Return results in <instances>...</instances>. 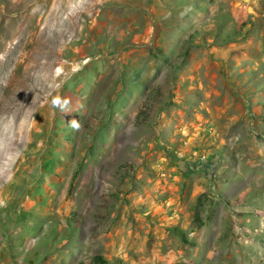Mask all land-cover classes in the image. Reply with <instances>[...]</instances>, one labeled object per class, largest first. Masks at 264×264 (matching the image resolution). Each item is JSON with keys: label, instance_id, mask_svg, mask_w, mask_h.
<instances>
[{"label": "rangeland", "instance_id": "1", "mask_svg": "<svg viewBox=\"0 0 264 264\" xmlns=\"http://www.w3.org/2000/svg\"><path fill=\"white\" fill-rule=\"evenodd\" d=\"M0 18L17 45L0 89V264H264V230L231 231L230 209L226 232L168 231L202 178L239 162L254 195L264 182L263 132L257 155L218 146L220 114L264 118V0H0Z\"/></svg>", "mask_w": 264, "mask_h": 264}, {"label": "crops", "instance_id": "2", "mask_svg": "<svg viewBox=\"0 0 264 264\" xmlns=\"http://www.w3.org/2000/svg\"><path fill=\"white\" fill-rule=\"evenodd\" d=\"M220 115H223L226 121L224 125L220 126V132L221 134L227 133L229 135L228 142L227 140L218 142V146H222L224 149L223 155H228L227 152L233 149L236 151L237 149L243 150L245 153L248 152V154L253 155H257L260 152L259 150L262 151L255 134L258 132L264 133V123H262L264 118L257 116L252 118V114L248 111L224 112ZM260 124H262L263 128ZM228 166L229 163L225 164V167ZM206 167L211 169L210 165H206ZM230 171H233V175L226 177L227 179L221 177V175L207 176L202 178L200 185H196L198 184L197 182L193 183L195 185L192 191L185 198L177 196L173 206L172 225H168V231L180 230L185 232L201 228L202 231L226 232L228 227L221 222V218L223 215H229V209L233 218L231 231H239L240 229L257 230L258 227L264 230V182L259 181L256 183L257 193L254 195L251 178L248 179V176H243L244 173L241 170L240 163L233 164L230 167ZM199 194L203 195L206 202L212 205L209 208L210 211L214 210V208L216 210L212 221L209 223L204 219L202 221L196 219V211H200L197 203ZM243 221H249L250 224L242 223ZM217 237H219V234L213 240L217 239ZM209 258H211L210 255Z\"/></svg>", "mask_w": 264, "mask_h": 264}, {"label": "bare ground", "instance_id": "3", "mask_svg": "<svg viewBox=\"0 0 264 264\" xmlns=\"http://www.w3.org/2000/svg\"><path fill=\"white\" fill-rule=\"evenodd\" d=\"M22 5V4H21ZM26 6H28V5H26ZM24 7V6H23ZM17 8V4H14V9H16ZM24 8H26V7H24ZM22 10V9H21ZM25 13L24 12H21V13H16V14H10V15H8L7 16V19H6V22L8 21V20H10V21H13V19H14V17L16 16V17H23V16H26V15H24ZM27 18V17H26ZM0 20H1V18H0ZM1 22V21H0ZM15 23V22H14ZM23 23V22H22ZM21 23V24H22ZM2 23H0V29L2 28V25H1ZM24 25V24H23ZM7 27V26H6ZM14 27H15V25H14ZM20 28V27H19ZM9 29V28H8ZM4 30V29H3ZM15 30V29H14ZM19 30V29H18ZM4 37L5 38H2L1 36H0V48H1V46L3 45V44H5L6 45V50H5V55H3L2 57L0 56V89L1 88H7L9 85V82H10V80L12 79V75H7L6 74V72H9L12 68H13V66H14V64L11 62V59L9 60L8 58V55L10 54V55H12V53L14 52V48H17V47H15V46H17L16 45V43H15V37H16V34L14 33V31H13V29L12 30H7V29H5L4 31ZM16 32H17V30H16ZM1 33V32H0ZM18 35V34H17ZM23 37V36H22ZM19 38H21V37H19ZM18 41V40H17ZM19 43V42H18ZM17 43V44H18ZM9 44V45H8ZM20 44H21V42H20ZM19 45V44H18ZM21 46V45H20ZM23 46V45H22ZM25 46V45H24ZM18 50H19V48H18ZM23 52V51H22ZM34 54V53H33ZM22 57V56H21ZM32 56H31V53L29 52V53H27L25 56H24V58L25 59H30ZM18 58H20V57H18ZM34 58H35V55H34ZM17 60V59H16ZM32 60V59H31ZM23 61V60H22ZM15 62V61H14ZM17 62H19L20 63V61H18L17 60ZM17 65V64H16ZM19 67V66H18ZM17 70V69H16ZM27 71V69H25L24 70V68H22V72H26ZM18 72V71H17ZM27 77V76H26ZM23 79H25V78H23ZM13 80V79H12ZM26 80V79H25ZM24 80V81H25ZM11 85V84H10ZM36 88V87H35ZM38 89V88H37ZM16 90V89H15ZM21 90V89H20ZM4 91V90H3ZM26 97V96H25ZM29 97L30 96H28L27 97V99L29 100ZM40 98V97H39ZM38 98V99H39ZM22 102H23V100H22ZM37 103H39L38 101H37ZM42 103L44 104V102L42 101ZM35 104H36V102H35ZM32 105V104H31ZM40 105H41V103H40ZM38 106V105H37ZM43 110V109H42ZM27 124V123H26ZM27 125H25V127H26ZM22 128V127H21ZM20 128V129H21ZM28 128H26L25 129V131L27 130ZM17 130V129H16ZM15 135V134H14ZM1 143V142H0ZM11 141H9V140H6V141H2V145H1V148H0V156L2 155V153L3 152H5V150H7V149H9L10 147H11Z\"/></svg>", "mask_w": 264, "mask_h": 264}, {"label": "trees", "instance_id": "4", "mask_svg": "<svg viewBox=\"0 0 264 264\" xmlns=\"http://www.w3.org/2000/svg\"><path fill=\"white\" fill-rule=\"evenodd\" d=\"M90 264H107V261L103 257L97 255V256L92 258Z\"/></svg>", "mask_w": 264, "mask_h": 264}]
</instances>
